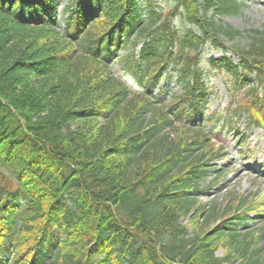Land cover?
Masks as SVG:
<instances>
[{"label": "trees", "instance_id": "1", "mask_svg": "<svg viewBox=\"0 0 264 264\" xmlns=\"http://www.w3.org/2000/svg\"><path fill=\"white\" fill-rule=\"evenodd\" d=\"M136 7L0 0V264H264L256 195L202 202L222 173L212 135L226 115L201 112L212 45L222 56L206 64L237 99L228 112L264 124V23L223 22L242 0H173L145 21ZM121 48H139V92L112 70ZM168 73L180 92L153 95Z\"/></svg>", "mask_w": 264, "mask_h": 264}, {"label": "rangeland", "instance_id": "2", "mask_svg": "<svg viewBox=\"0 0 264 264\" xmlns=\"http://www.w3.org/2000/svg\"><path fill=\"white\" fill-rule=\"evenodd\" d=\"M242 1L246 7L241 15L223 18V22L240 32L249 29L260 30L264 23L263 0ZM64 4L62 3L59 8H62ZM136 5L137 15L145 21V18L152 11L166 13L172 9L173 0H136ZM55 13L62 27L64 25L63 18H66L67 15H63L60 10ZM173 26L179 31H186L189 28L186 21L179 15L173 21ZM226 54L231 57L229 52ZM138 56V50L135 51L133 58L130 56V52L121 48L110 57L115 75L124 80L135 91H141L144 83L143 76L147 74L144 71L145 63L141 62ZM220 57L221 52L212 45H206L202 50V67L206 70L204 76L206 98L202 110L205 116L212 112H219L223 115L230 105L231 108L235 106L224 82L216 72V68L206 64L209 59H219ZM232 59L236 62L235 58ZM133 60L141 65V70L133 71ZM228 80L232 82V79L228 78ZM161 89H165L169 93L179 92V88L174 82V76L162 77L159 84L153 89V93L157 94ZM239 90L242 91L239 92L238 96L246 93L245 89ZM227 120L231 121V125L225 128L221 124L217 125L215 128L216 135L213 138L218 143H222L227 151L225 161L219 163L222 168V176L217 180V185L208 191V197L204 198L202 202L212 200L221 204L225 196L233 193L243 197L256 195L255 201L262 202L261 204L264 206V175H262L264 172V127L251 126L244 114L229 117ZM251 228L255 230L263 228L264 232V209L259 217L252 219ZM216 255L220 257L222 251L220 250Z\"/></svg>", "mask_w": 264, "mask_h": 264}]
</instances>
